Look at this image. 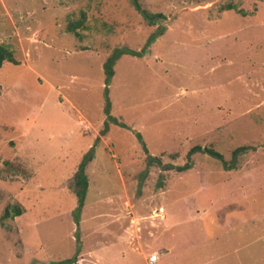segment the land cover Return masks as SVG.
<instances>
[{
	"label": "rangeland",
	"instance_id": "obj_1",
	"mask_svg": "<svg viewBox=\"0 0 264 264\" xmlns=\"http://www.w3.org/2000/svg\"><path fill=\"white\" fill-rule=\"evenodd\" d=\"M138 3L0 0V264H264V0Z\"/></svg>",
	"mask_w": 264,
	"mask_h": 264
},
{
	"label": "trees",
	"instance_id": "obj_2",
	"mask_svg": "<svg viewBox=\"0 0 264 264\" xmlns=\"http://www.w3.org/2000/svg\"><path fill=\"white\" fill-rule=\"evenodd\" d=\"M130 3L136 10H139V11L142 12L143 18L146 20V22L149 25H152L156 19H160L161 18L160 14H149L146 11H142L141 7H140V5L138 3V0H130ZM231 8H232L231 6H228L225 9L226 10H230ZM78 27H82V20H74V21L70 22L68 24V26H67V30L68 31H73L72 33H76L75 29L78 28ZM112 61L113 60L110 59L105 64V72H106L107 80L110 79L112 77V75H113ZM4 62L17 64V61L14 58L13 53L0 44V68H1V66H2V64ZM196 150H201V148H199V147L193 148L191 150V152L196 151ZM245 150H246L245 147L237 148V149H235L233 151V155H236L237 153L245 151ZM203 151H205L208 154H211V155H213L215 157L220 158V155L218 153L212 151V150L204 148ZM90 160L91 159L86 160V161L84 160L81 163L78 171L76 172V174L73 177V182L71 184V187L75 191L76 197H77V213L80 212V210L84 206L85 193H86V190H87V179H86V176L84 174V169H85L86 164ZM184 168L185 167L179 168V169L183 170ZM12 210H13V213L10 214L9 210L6 209L4 211L3 216L6 217V218H8V217L12 218V217L20 215V210L18 208H13ZM73 262H74V260L73 261H65V262H62L61 264H72Z\"/></svg>",
	"mask_w": 264,
	"mask_h": 264
},
{
	"label": "built area",
	"instance_id": "obj_3",
	"mask_svg": "<svg viewBox=\"0 0 264 264\" xmlns=\"http://www.w3.org/2000/svg\"><path fill=\"white\" fill-rule=\"evenodd\" d=\"M163 208H158L155 212H154V216L155 217H160V218H163ZM148 262L149 263H154L158 260V255L157 254H150L149 257L147 258Z\"/></svg>",
	"mask_w": 264,
	"mask_h": 264
},
{
	"label": "crops",
	"instance_id": "obj_4",
	"mask_svg": "<svg viewBox=\"0 0 264 264\" xmlns=\"http://www.w3.org/2000/svg\"><path fill=\"white\" fill-rule=\"evenodd\" d=\"M163 217H164V216H163ZM159 258H160V255H158V260H157V261H159ZM157 261H156V262H157ZM156 262H154V263H156ZM154 263H152V264H154ZM147 264H148V263H147Z\"/></svg>",
	"mask_w": 264,
	"mask_h": 264
}]
</instances>
